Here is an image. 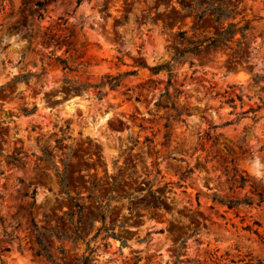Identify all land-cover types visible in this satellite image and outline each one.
I'll return each mask as SVG.
<instances>
[{"label":"clouds","instance_id":"obj_1","mask_svg":"<svg viewBox=\"0 0 264 264\" xmlns=\"http://www.w3.org/2000/svg\"><path fill=\"white\" fill-rule=\"evenodd\" d=\"M0 264H264V0H0Z\"/></svg>","mask_w":264,"mask_h":264}]
</instances>
